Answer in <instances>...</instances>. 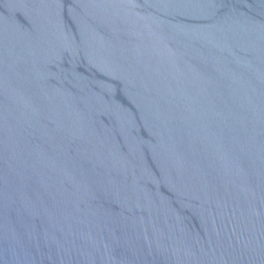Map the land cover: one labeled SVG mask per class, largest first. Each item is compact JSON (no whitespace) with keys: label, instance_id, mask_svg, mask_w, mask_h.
Instances as JSON below:
<instances>
[{"label":"water","instance_id":"water-1","mask_svg":"<svg viewBox=\"0 0 264 264\" xmlns=\"http://www.w3.org/2000/svg\"><path fill=\"white\" fill-rule=\"evenodd\" d=\"M0 264H264V0H0Z\"/></svg>","mask_w":264,"mask_h":264}]
</instances>
